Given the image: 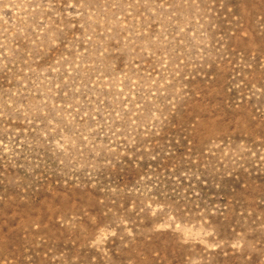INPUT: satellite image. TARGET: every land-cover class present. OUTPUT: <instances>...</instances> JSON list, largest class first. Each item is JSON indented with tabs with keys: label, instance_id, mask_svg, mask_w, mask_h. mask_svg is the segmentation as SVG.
Instances as JSON below:
<instances>
[{
	"label": "rangeland",
	"instance_id": "1",
	"mask_svg": "<svg viewBox=\"0 0 264 264\" xmlns=\"http://www.w3.org/2000/svg\"><path fill=\"white\" fill-rule=\"evenodd\" d=\"M0 264H264V0H0Z\"/></svg>",
	"mask_w": 264,
	"mask_h": 264
}]
</instances>
